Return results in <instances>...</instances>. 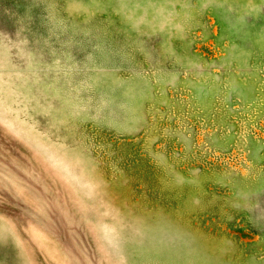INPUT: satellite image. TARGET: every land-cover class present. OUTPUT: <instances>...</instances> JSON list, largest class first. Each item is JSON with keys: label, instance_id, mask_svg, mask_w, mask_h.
Here are the masks:
<instances>
[{"label": "rangeland", "instance_id": "374dc122", "mask_svg": "<svg viewBox=\"0 0 264 264\" xmlns=\"http://www.w3.org/2000/svg\"><path fill=\"white\" fill-rule=\"evenodd\" d=\"M0 264H264V0H0Z\"/></svg>", "mask_w": 264, "mask_h": 264}]
</instances>
